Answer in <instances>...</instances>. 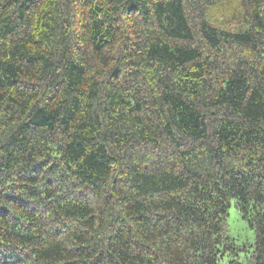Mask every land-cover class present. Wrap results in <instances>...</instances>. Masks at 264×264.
<instances>
[{
	"label": "trees",
	"instance_id": "16d2710c",
	"mask_svg": "<svg viewBox=\"0 0 264 264\" xmlns=\"http://www.w3.org/2000/svg\"><path fill=\"white\" fill-rule=\"evenodd\" d=\"M224 257L264 264V0H0V264Z\"/></svg>",
	"mask_w": 264,
	"mask_h": 264
},
{
	"label": "rangeland",
	"instance_id": "374dc122",
	"mask_svg": "<svg viewBox=\"0 0 264 264\" xmlns=\"http://www.w3.org/2000/svg\"><path fill=\"white\" fill-rule=\"evenodd\" d=\"M233 202V201H232ZM226 227L230 234L231 239L235 246L239 248H244L247 251L252 250V245L254 244V232L249 227L248 223L242 218L238 210L236 209L234 203L228 210V216L226 217ZM245 254H240V259L245 258ZM219 264H225L230 258L224 257Z\"/></svg>",
	"mask_w": 264,
	"mask_h": 264
}]
</instances>
